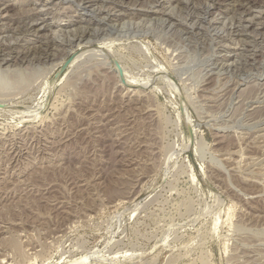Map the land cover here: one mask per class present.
<instances>
[{"label": "rangeland", "instance_id": "1", "mask_svg": "<svg viewBox=\"0 0 264 264\" xmlns=\"http://www.w3.org/2000/svg\"><path fill=\"white\" fill-rule=\"evenodd\" d=\"M239 1L0 0V264H264V0Z\"/></svg>", "mask_w": 264, "mask_h": 264}, {"label": "bare ground", "instance_id": "2", "mask_svg": "<svg viewBox=\"0 0 264 264\" xmlns=\"http://www.w3.org/2000/svg\"><path fill=\"white\" fill-rule=\"evenodd\" d=\"M239 2H241V3H239L238 5H237V9L238 10H241V11H243V13H246V12H248V10L246 9V6H249V5H251V6H253V5H255V3H253L252 1H250V0H240ZM257 5V4H256ZM236 10V9H235ZM248 14V13H247ZM27 16V15H26ZM25 18V17H24ZM31 18V17H30ZM29 18V19H30ZM94 19V18H93ZM92 19V20H93ZM20 20H21V18H20ZM19 20V21H20ZM32 20H34L33 18H32ZM85 20V19H84ZM87 22H89V21H87ZM91 23V22H90ZM25 24H26V22H25ZM22 25H23V23H22ZM35 25V24H34ZM26 26H28V29H33V27H31L30 26V23H28ZM46 27H47V25H46ZM23 28H24V26H23ZM22 28V30H24ZM27 29V28H26ZM36 28H34V30H35ZM242 29V28H241ZM25 31V30H24ZM37 31V30H36ZM238 31V30H237ZM32 32V31H31ZM80 32V31H79ZM77 34H79V33H77ZM82 34V33H81ZM79 35V37L77 38V40L79 41V39H82L83 38V36L82 35ZM85 34L87 35V33L85 32ZM235 34V33H234ZM14 37V36H13ZM84 39V38H83ZM50 40V39H49ZM76 40V41H77ZM51 41V40H50ZM50 41H48L47 40V42L46 43H43V46L42 47H39V50H45V49H43V48H49L48 46L50 45V44H52V41L50 42ZM82 41V40H81ZM89 42H91V41H89ZM80 44H81V42H79ZM79 45V44H78ZM81 45H79V47H80ZM4 47V46H3ZM82 48V47H81ZM1 49V48H0ZM2 50L4 51V50H13V48L12 47H10V46H7L6 48H2ZM48 50V49H47ZM91 53V52H90ZM9 56V55H8ZM1 60V59H0ZM3 60V59H2ZM5 60V59H4ZM1 62V61H0ZM6 62H7V60H6ZM2 64V63H1ZM0 64V65H1ZM15 73V72H14ZM122 75V74H121ZM11 77V76H10ZM12 79V78H11ZM2 89V88H1ZM12 89V88H11ZM6 90V89H5ZM4 92V91H3ZM0 101H2V100H0ZM1 103V102H0ZM2 103H5V102H2ZM4 105V104H3ZM2 107H4V106H1L0 108H2ZM38 114V113H37Z\"/></svg>", "mask_w": 264, "mask_h": 264}, {"label": "water", "instance_id": "3", "mask_svg": "<svg viewBox=\"0 0 264 264\" xmlns=\"http://www.w3.org/2000/svg\"><path fill=\"white\" fill-rule=\"evenodd\" d=\"M2 105L0 104V107H1Z\"/></svg>", "mask_w": 264, "mask_h": 264}]
</instances>
